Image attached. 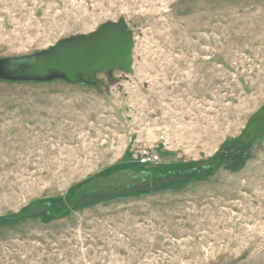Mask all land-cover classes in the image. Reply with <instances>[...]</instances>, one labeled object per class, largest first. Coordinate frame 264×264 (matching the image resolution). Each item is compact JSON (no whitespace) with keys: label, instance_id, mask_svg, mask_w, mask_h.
<instances>
[{"label":"rangeland","instance_id":"rangeland-1","mask_svg":"<svg viewBox=\"0 0 264 264\" xmlns=\"http://www.w3.org/2000/svg\"><path fill=\"white\" fill-rule=\"evenodd\" d=\"M119 17L131 73L0 79V264H264V0H0V58Z\"/></svg>","mask_w":264,"mask_h":264},{"label":"water","instance_id":"water-1","mask_svg":"<svg viewBox=\"0 0 264 264\" xmlns=\"http://www.w3.org/2000/svg\"><path fill=\"white\" fill-rule=\"evenodd\" d=\"M133 35L125 20L106 21L87 34L64 38L47 49L0 58V79L96 85V74L118 68L132 72Z\"/></svg>","mask_w":264,"mask_h":264},{"label":"trees","instance_id":"trees-1","mask_svg":"<svg viewBox=\"0 0 264 264\" xmlns=\"http://www.w3.org/2000/svg\"><path fill=\"white\" fill-rule=\"evenodd\" d=\"M35 82H39V81H35ZM264 120V118H263ZM251 137V134L248 133V131L242 133L241 137H239V139L243 140L246 139V141ZM232 141H226L225 143L222 144V149L225 148V147H230L232 145ZM224 159H229L230 156L229 154L226 152L224 155H223ZM220 163H221V159L216 156V159H215V162L214 164L208 166L209 169H212L214 167H218L220 166ZM137 168L134 170L131 178H130V182H126L124 183L123 185H119L117 186V190L118 189H128L130 187H132L135 182H140L141 180L143 179H147V178H153L154 179H158V178H164V177H167V176H179L183 173H186V172H183V171H180V170H170L167 168V170H163L161 171L159 168H155V167H147V168H143L141 166L145 165V164H141V163H137ZM189 172V170L187 171ZM105 185L103 184H97V185H92L91 187L89 188H86L85 190H83V193L85 194H90L92 192H95L97 191L99 188L102 189ZM178 186V185H176ZM102 187V188H101ZM46 207V210L48 213H51L50 209H49V204H45L44 205Z\"/></svg>","mask_w":264,"mask_h":264},{"label":"built area","instance_id":"built-area-1","mask_svg":"<svg viewBox=\"0 0 264 264\" xmlns=\"http://www.w3.org/2000/svg\"><path fill=\"white\" fill-rule=\"evenodd\" d=\"M157 158V155L155 153H144L139 159V163L141 164H148L150 162H153Z\"/></svg>","mask_w":264,"mask_h":264}]
</instances>
